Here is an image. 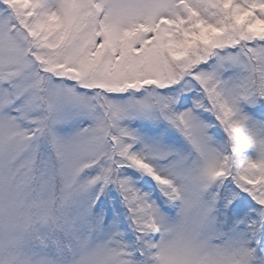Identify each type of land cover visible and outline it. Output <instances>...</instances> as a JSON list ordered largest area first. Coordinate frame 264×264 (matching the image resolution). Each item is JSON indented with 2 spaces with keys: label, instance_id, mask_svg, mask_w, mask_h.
Masks as SVG:
<instances>
[{
  "label": "rangeland",
  "instance_id": "obj_1",
  "mask_svg": "<svg viewBox=\"0 0 264 264\" xmlns=\"http://www.w3.org/2000/svg\"><path fill=\"white\" fill-rule=\"evenodd\" d=\"M93 1L0 0V264H264V0Z\"/></svg>",
  "mask_w": 264,
  "mask_h": 264
},
{
  "label": "trees",
  "instance_id": "obj_2",
  "mask_svg": "<svg viewBox=\"0 0 264 264\" xmlns=\"http://www.w3.org/2000/svg\"><path fill=\"white\" fill-rule=\"evenodd\" d=\"M201 3H203L204 1L203 0H199ZM100 1L99 0H95V1H93V3L92 4H94V5H98V4H100L99 3ZM223 2V1H222ZM205 3V2H204ZM186 4L187 5H190V3H188V0H183V4H181V5H179V7L180 8H184V9H186L185 7H186ZM205 6H208V4L207 3H205ZM101 7V6H100ZM100 7H99V9H100ZM190 7V6H189ZM199 8H201V6H198ZM212 7V9L213 10H215V11H218V7L216 6V5H212L211 6ZM221 7V8H220ZM220 9H221V12H222V10H226L228 7H224L223 6V3H221L220 4ZM193 8V7H192ZM217 9V10H216ZM106 10V9H105ZM105 12L106 11H104V10H100L99 11V13H98V15H99V17H98V20H99V22H98V24L99 25H103L104 24V22L101 20L102 19V17H103V15L105 14ZM226 12V11H225ZM219 13V12H218ZM221 14V15H220ZM218 15H220V16H222V17H224V21L226 22V20H228L227 19V17L224 15V14H222V13H219ZM200 17H202V15L200 16ZM145 19H147V20H150V18L147 16V17H144ZM203 18V17H202ZM201 18V19H202ZM194 23H195V25L197 26L198 24H199V22H197V19L194 21ZM139 26L135 29V31H133V30H131L130 32L128 31V32H119L120 33V35L119 34H117V36H118V39H117V37H116V39L115 40H112V39H110L109 37L108 38H104V36H103V34H101V33H99L98 31H97V34H95L96 35V37H95V39L91 42L92 43V45H91V48H90V50L92 51V53L93 54H91V55H88V57H97L98 55V53H99V47H101L100 49H102L103 48V44H105L106 45V43L107 44H109V48H112L111 49V52H110V55L111 54H115L113 57V59L114 60H116V65L118 64V61H119V59H120V57L122 56V54H123V50H124V46H125V44H124V42H126V40L127 39H129V41L127 42V44L128 45H134L135 43L133 42V41H139V40H141V39H143V41L144 40H146L147 39V37L149 36V35H147V33L149 32V31H153V29L151 30L150 28V26H148L147 24H143V23H139L138 24ZM209 26H211V27H205V26H203V28H206V29H209L210 31H215L216 30V32H217V30H220V29H222V27L221 26H219V25H209ZM97 28H98V26H96ZM110 27H112L114 30L116 29V27H115V25H113V24H110ZM217 28H219V29H217ZM221 31V30H220ZM203 32V31H202ZM153 34H154V32H153ZM60 33H58L57 32V34L55 35V38H58V37H60V38H62V36L60 35ZM203 35V34H202ZM58 36V37H57ZM147 36V37H146ZM150 37V36H149ZM100 38V39H99ZM52 41H54V39L52 40ZM62 41V40H61ZM137 43V42H136ZM122 44L124 45V46H122ZM55 45H57V47H59V45L58 44H55V43H52V45L51 46H49L47 49H48V51L49 52H45V56H43V58L41 59V65H42V62L44 63L43 65H42V68L44 67V66H46V65H54V64H59V59H58V57H56V50H53L54 49V47H55ZM116 51H115V50ZM53 50V51H52ZM89 50V51H90ZM216 48H213V50H212V52H211V58L213 57V54L216 52ZM219 51V50H218ZM240 52V51H239ZM56 53V54H55ZM108 53V57L110 58L111 56L109 55V52H107ZM223 53V52H222ZM48 54H50V56H47ZM115 62V61H114ZM210 62V61H209ZM58 66H60V65H58ZM200 67L202 66V65H199ZM61 67V66H60ZM62 68V67H61ZM199 68L198 67H194L193 68V71H197ZM201 69H203V68H201ZM229 75V74H228ZM228 75H225V76H218V81H219V85H217V95H218V98H219V101H220V103L219 104H221V106H223V107H226L227 108V110H230L231 109V111H233V110H235V105L237 106V103L236 104H234L233 102H231V100H232V97L229 99V100H224V96H223V93L224 92H226V91H229V89H228V86H226V82H227V77H228ZM62 75H60L59 76V78L61 77ZM231 89V95H233V92H232V87L230 88ZM201 94L203 93V92H200ZM203 97V96H202ZM224 97V98H223ZM233 97H234V95H233ZM236 98V97H235ZM237 100V99H236ZM258 107H260V108H262V109H259V111H262V110H264V103L263 102H261L260 103V105H258Z\"/></svg>",
  "mask_w": 264,
  "mask_h": 264
}]
</instances>
